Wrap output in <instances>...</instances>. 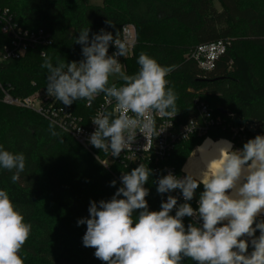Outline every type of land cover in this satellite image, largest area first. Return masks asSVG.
I'll return each mask as SVG.
<instances>
[{"label": "trees", "instance_id": "trees-1", "mask_svg": "<svg viewBox=\"0 0 264 264\" xmlns=\"http://www.w3.org/2000/svg\"><path fill=\"white\" fill-rule=\"evenodd\" d=\"M217 2L221 10L215 6ZM0 7L9 8L23 29H43L51 35L53 45L45 51L54 65L83 59L82 45L76 43L82 29H90V39L102 29L115 38L124 25L133 24L138 46L127 64L128 74L139 70L137 59L146 53L172 68L166 79L177 94V111L183 120L197 115L194 102L198 99L216 116L254 121L264 135V0H103L102 6L88 0H0ZM162 25L170 31H189L195 47L219 40L228 41L230 46L215 70L206 73L184 59L183 48L151 43L158 34L154 29ZM7 41L0 33V48ZM40 54L39 50L30 51L1 67L0 81L11 86L15 96L32 94L36 90L32 83L37 88L47 87L48 71L41 67L44 58ZM76 112L87 113L82 104L76 106ZM232 137L230 131L222 129L208 136L215 142ZM247 137L248 141L255 136ZM205 140L192 138L180 144L166 164L181 173L190 153ZM0 146L25 156V169L16 183L11 180L13 172L0 168V190L9 193L25 222L32 226L20 253L24 264H105L95 257L94 248L83 245L87 225L77 222L89 217L90 201L110 200L122 186L112 169L107 170L73 138L37 114L2 103ZM237 147L233 143V148ZM113 180L115 186H111ZM157 186L150 176L145 185L150 211L160 210ZM202 191L200 185L196 199ZM183 264L194 262L185 258Z\"/></svg>", "mask_w": 264, "mask_h": 264}, {"label": "clouds", "instance_id": "clouds-1", "mask_svg": "<svg viewBox=\"0 0 264 264\" xmlns=\"http://www.w3.org/2000/svg\"><path fill=\"white\" fill-rule=\"evenodd\" d=\"M89 32L82 29L76 39L82 45L79 62L54 65L47 51L41 52V67L48 71L46 94L65 106L78 100L91 106L101 94L109 105L114 101L112 111H98L93 118L97 128L89 143L115 158L130 147L137 131L155 130L156 116L174 118L178 97L166 79L171 67L142 52L139 70L127 74L118 59L127 56V46L117 33L114 38L102 29L90 39ZM110 44L117 49L111 55ZM110 77L122 84L110 83ZM220 144L227 147L216 149L199 174L177 177L169 172L158 179L159 194L179 190L184 199L178 204L177 197L168 195L159 211H150L146 200L152 170L140 164L123 173L122 186L112 198L90 201L89 217L78 220V225H87L83 245L94 248L105 264H183L185 258L194 264H264V219H258L264 214V135L240 149L230 141ZM0 168L13 172L16 183L25 169L24 154L0 146ZM200 185L203 191L194 209L189 201ZM184 217L193 222L185 226ZM31 227L9 193L0 190V264H24L20 253Z\"/></svg>", "mask_w": 264, "mask_h": 264}, {"label": "built area", "instance_id": "built-area-1", "mask_svg": "<svg viewBox=\"0 0 264 264\" xmlns=\"http://www.w3.org/2000/svg\"><path fill=\"white\" fill-rule=\"evenodd\" d=\"M0 33L7 37L8 41L0 48V69L3 65L24 58L30 51H45L53 45V39L49 33L43 29L30 30L23 29L15 20V15L9 8L0 7ZM117 39L122 40L127 46V56L118 57L124 65L128 74V62L134 55L138 46V31L135 25L126 24L122 27ZM230 43L225 40H219L213 43L199 45L193 48L188 54V60L195 62L198 67L206 73L215 70L217 62L227 53ZM114 44H110L108 54L116 52ZM117 86L122 81L116 82ZM36 90L26 96L18 97L13 94V88L4 85L0 81V103L26 111L33 112L42 119L50 122L64 134L73 138L86 152L96 158L103 167L111 170L113 167L122 169L118 180L121 183L123 173L130 172L132 169L144 164L152 170V176L157 182L158 179L171 172L177 177L187 175L184 170L178 172L175 168L168 166L166 163L170 159L176 148L192 138H206L211 132L222 129L228 130L237 136L240 142H246L248 132L245 128L237 126L232 116H216L213 112L201 103L195 100L197 115L189 120H183L178 113L174 118H155V130L137 131L134 141L130 147L121 152L119 157H111V153L93 147L89 143L90 135L96 130L97 126L92 123L93 118L98 111H112V105L106 102L103 94L98 96L91 104L87 105L86 100L74 101V106H65L60 101L55 100L46 94V88H37L36 83H32ZM83 105L87 113L78 114L76 106ZM78 108V107H77ZM234 120V121H233ZM233 121V123H232ZM205 140V141H206ZM233 146V144H232ZM168 195L178 198V204L183 203L184 199L179 190L171 193L160 194L161 201H166ZM198 199L194 198L189 201L194 209L198 208ZM175 214V209L171 213ZM185 226L193 222V218L184 217ZM202 223V221H201ZM252 250L249 247V252Z\"/></svg>", "mask_w": 264, "mask_h": 264}, {"label": "rangeland", "instance_id": "rangeland-1", "mask_svg": "<svg viewBox=\"0 0 264 264\" xmlns=\"http://www.w3.org/2000/svg\"><path fill=\"white\" fill-rule=\"evenodd\" d=\"M89 3L91 5L94 6H102L103 4V0H88ZM240 1H247V0H240ZM215 6L217 7L218 10H221V5L217 2L215 3ZM154 30H156L155 32H158V34H155V38L153 40V42L151 43H159V44H168L171 43L173 46L175 47H180L181 49L183 48V52H184V59L188 58V54L189 52L196 46V42L194 39V36L192 33H190L189 31L183 29V28H177L173 31L169 30L168 26L162 25V26H157ZM171 38V39H170ZM170 41V42H168ZM264 64V61L263 63ZM111 78V82H118L119 80L114 78V77H110ZM226 140V139H223ZM227 141H230L232 144H236L238 147L235 149H240L242 148L240 145V140L237 136L233 135V137ZM197 150V147L194 148V150L190 153V155L188 156V158L185 161V165L187 164V162L189 161V159L195 154ZM94 158V157H93ZM95 160H97L96 158H94ZM98 161V160H97ZM99 162V161H98ZM184 165V167H185ZM114 176H116V179L118 180V176L120 175V171L118 172V170L114 167L112 168L111 171ZM207 174V173H206ZM203 186V185H201ZM258 219H264V215H261L260 217H258ZM257 232H259V230H257Z\"/></svg>", "mask_w": 264, "mask_h": 264}, {"label": "bare ground", "instance_id": "bare-ground-1", "mask_svg": "<svg viewBox=\"0 0 264 264\" xmlns=\"http://www.w3.org/2000/svg\"><path fill=\"white\" fill-rule=\"evenodd\" d=\"M221 141H213L211 139L206 140L201 146H199L195 152V154L189 159L187 164L184 167V172L187 174L191 173L194 176L199 174L204 168L206 161L216 154V149L220 147L226 148V144H220ZM215 161H213L214 163ZM208 173H210V168L208 169ZM264 215V214H262Z\"/></svg>", "mask_w": 264, "mask_h": 264}, {"label": "water", "instance_id": "water-1", "mask_svg": "<svg viewBox=\"0 0 264 264\" xmlns=\"http://www.w3.org/2000/svg\"><path fill=\"white\" fill-rule=\"evenodd\" d=\"M220 112L222 114H226V112L223 110H221ZM235 124L237 126L245 128V130L252 136L261 135L254 121L235 119Z\"/></svg>", "mask_w": 264, "mask_h": 264}, {"label": "crops", "instance_id": "crops-1", "mask_svg": "<svg viewBox=\"0 0 264 264\" xmlns=\"http://www.w3.org/2000/svg\"><path fill=\"white\" fill-rule=\"evenodd\" d=\"M183 170H184V168H183Z\"/></svg>", "mask_w": 264, "mask_h": 264}]
</instances>
